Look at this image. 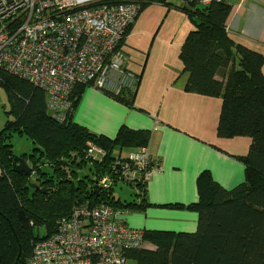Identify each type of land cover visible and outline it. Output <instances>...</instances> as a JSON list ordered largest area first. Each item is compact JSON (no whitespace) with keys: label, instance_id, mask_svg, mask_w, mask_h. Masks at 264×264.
Instances as JSON below:
<instances>
[{"label":"trees","instance_id":"16d2710c","mask_svg":"<svg viewBox=\"0 0 264 264\" xmlns=\"http://www.w3.org/2000/svg\"><path fill=\"white\" fill-rule=\"evenodd\" d=\"M146 1L140 0V10ZM189 3L192 9L187 12L196 19L180 50L187 72L184 89L221 95L218 137L250 139L246 153L236 156L243 164V181L226 190L207 171L201 172L195 181L197 200L183 207L195 212V229H144V242L151 247L127 250L125 257L130 264H264V57L228 37L229 3ZM0 81L12 99L13 114L0 129V264H27L33 243L52 235L57 220L85 201L128 212L152 206L146 198V182L132 185L137 192L130 201L96 185V177L110 170L122 149L129 152L147 144V131L122 125L109 138L74 123L73 111L84 85L72 90L70 108L60 123L47 112L42 89L2 70ZM121 101L129 105L128 100ZM12 132L25 134L33 144L21 156L30 163L29 174L13 170ZM87 143L103 151L101 159L84 158Z\"/></svg>","mask_w":264,"mask_h":264},{"label":"crops","instance_id":"0c3cea01","mask_svg":"<svg viewBox=\"0 0 264 264\" xmlns=\"http://www.w3.org/2000/svg\"><path fill=\"white\" fill-rule=\"evenodd\" d=\"M189 1H146L121 41L124 65L136 74L137 85L117 96L85 86L72 115L74 123L109 138L122 125L148 132L146 147L150 157L159 161V169L145 185L152 206L127 211L123 217L133 228L193 231L196 214L183 207L197 200V176L207 171L226 190L243 181V164L236 156L246 153L250 139L218 137L221 95L210 97L184 89L187 72L180 50L196 19L187 12L192 7ZM220 1L231 6L225 21L228 37L264 57V0ZM261 71L264 75V62ZM121 100H128L129 105Z\"/></svg>","mask_w":264,"mask_h":264},{"label":"built area","instance_id":"2783aa9c","mask_svg":"<svg viewBox=\"0 0 264 264\" xmlns=\"http://www.w3.org/2000/svg\"><path fill=\"white\" fill-rule=\"evenodd\" d=\"M220 0H197L201 5ZM140 0H0V70L42 89L46 110L62 123L78 84L117 96L137 85L125 67L121 41ZM86 157L103 151L87 143ZM159 169L146 145L115 156L96 177L100 190L117 182H147ZM126 210L85 201L32 245L27 264H125L127 250L143 247L144 229L126 225Z\"/></svg>","mask_w":264,"mask_h":264},{"label":"rangeland","instance_id":"374dc122","mask_svg":"<svg viewBox=\"0 0 264 264\" xmlns=\"http://www.w3.org/2000/svg\"><path fill=\"white\" fill-rule=\"evenodd\" d=\"M189 9H192V7L189 5ZM11 97L5 86L1 83L0 81V129L3 127L5 122L7 120H12L13 119V114L10 113L11 111ZM49 115H51L50 112H48ZM11 144H12V151H13V156H22V155H27L32 147L33 144L31 140L24 134H19L17 132H12L11 133ZM128 151L126 149H122L120 151V156H123L127 153ZM114 154L118 153V150L115 148L113 150ZM85 159H91V157H84ZM155 162L159 163V161ZM27 163H29L27 161ZM30 165V163H29ZM84 173V172H83ZM115 186L113 187V194L114 196H119L122 199H125L127 201H130L132 198H134L135 193L137 192L136 187L130 186L129 184L117 181ZM107 204V203H106ZM109 205V204H108ZM146 242L143 243V247L145 246ZM127 264H130V260H126Z\"/></svg>","mask_w":264,"mask_h":264},{"label":"water","instance_id":"95a60500","mask_svg":"<svg viewBox=\"0 0 264 264\" xmlns=\"http://www.w3.org/2000/svg\"><path fill=\"white\" fill-rule=\"evenodd\" d=\"M12 167L13 170L17 171V172H23L26 174H29L31 172V167L24 161L23 157L21 156H13V160H12ZM32 187H37L35 185H31Z\"/></svg>","mask_w":264,"mask_h":264}]
</instances>
